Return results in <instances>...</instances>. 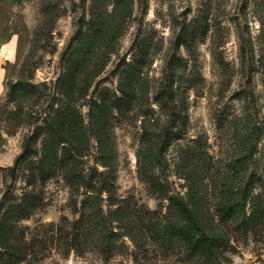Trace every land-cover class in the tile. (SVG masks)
Here are the masks:
<instances>
[{
    "label": "rangeland",
    "instance_id": "374dc122",
    "mask_svg": "<svg viewBox=\"0 0 264 264\" xmlns=\"http://www.w3.org/2000/svg\"><path fill=\"white\" fill-rule=\"evenodd\" d=\"M7 39L0 221L25 188L27 162L15 164L23 143L32 137L25 160H36L53 122L78 124L83 164L100 169L97 105L115 95L126 107L107 109L114 195L164 211L169 198L191 204L195 190L205 218L226 229L217 264H264V0H0ZM36 189L41 205L12 221L26 239L76 216L58 176ZM218 202L236 222L219 218ZM124 244L107 260L43 253L35 264H190L150 247L133 261Z\"/></svg>",
    "mask_w": 264,
    "mask_h": 264
},
{
    "label": "trees",
    "instance_id": "16d2710c",
    "mask_svg": "<svg viewBox=\"0 0 264 264\" xmlns=\"http://www.w3.org/2000/svg\"><path fill=\"white\" fill-rule=\"evenodd\" d=\"M117 100L113 95L97 105L95 153L100 169L83 164L81 153L86 144L79 138L80 126L76 123H65L64 119L53 122L41 142L42 154L36 160H25L31 152L32 137L23 143L15 164L27 162L26 173L22 175L25 188L11 213L0 221L3 248L0 264L22 261L35 264L43 253L64 258L70 253L80 256L94 252L107 260L113 252L125 248V241L133 248L130 253L133 261L136 251L141 252L144 247L165 257L180 253L190 264H217L223 259L228 247L226 229L215 228L212 220L205 218L195 190L187 194L191 204H175L169 198L164 211L148 210L130 197L114 195L115 156L106 132V120L109 107H126L125 101L120 102L122 106ZM59 116L63 118L62 113ZM53 176H58L70 189V202L76 216L71 221L62 216L57 224L39 225V233L26 239L23 230L16 228L12 221L41 205L42 196L36 186ZM217 204L214 212L219 218L236 222V216L229 213L227 207L220 202Z\"/></svg>",
    "mask_w": 264,
    "mask_h": 264
},
{
    "label": "crops",
    "instance_id": "0c3cea01",
    "mask_svg": "<svg viewBox=\"0 0 264 264\" xmlns=\"http://www.w3.org/2000/svg\"><path fill=\"white\" fill-rule=\"evenodd\" d=\"M13 54V41L7 39V41L0 44V81L3 78V70L1 67V63L4 60H9Z\"/></svg>",
    "mask_w": 264,
    "mask_h": 264
}]
</instances>
